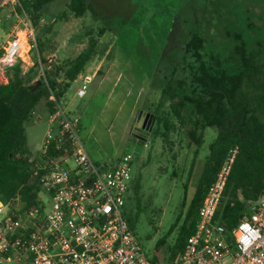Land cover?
Instances as JSON below:
<instances>
[{"label":"rangeland","instance_id":"1","mask_svg":"<svg viewBox=\"0 0 264 264\" xmlns=\"http://www.w3.org/2000/svg\"><path fill=\"white\" fill-rule=\"evenodd\" d=\"M85 2L86 13L76 18L69 9L70 0H51L42 18L52 31L46 33L47 26L38 23L34 41L38 36L46 40L42 57L60 64L87 46L89 33L96 39L95 53L83 71L97 68L96 78L87 84L83 98L75 94L80 83H72L60 105L78 118L80 141L95 163L113 164L124 154L132 156L135 187L131 185L121 211L146 256L162 263L174 248L208 148L217 135L215 127L206 128L197 147L187 137L188 126L178 127L168 117L174 128L165 139L153 136L156 125L151 128L150 114L156 112L164 76L170 77L171 64L181 59L185 42L194 32L204 37L206 52L220 56L232 50L237 33L264 67V0ZM14 23L15 17L0 15V36L10 34ZM30 57L38 59L36 48ZM4 78L0 73L1 83ZM262 83L256 81V88ZM47 128L48 112L40 103L25 124L26 146L40 165L46 162L40 158V148ZM159 131L165 132L161 124ZM39 195L46 197L43 191ZM262 203L264 197L253 204ZM11 207L18 210V201ZM8 208L3 207L0 215L8 213ZM158 242L162 243L156 248Z\"/></svg>","mask_w":264,"mask_h":264},{"label":"trees","instance_id":"2","mask_svg":"<svg viewBox=\"0 0 264 264\" xmlns=\"http://www.w3.org/2000/svg\"><path fill=\"white\" fill-rule=\"evenodd\" d=\"M50 2H22L34 30L43 16L44 6ZM86 6L85 0L69 3L76 18L84 16ZM45 30L50 33L52 26ZM233 39L235 43L229 54L220 56L206 52L204 37L194 32L185 42L181 59L171 64L170 77L164 76L156 112L150 114L151 128L156 125L152 131L154 137L166 138L175 125L168 119L172 117L178 127L188 126L187 137L197 147L202 144L206 128L217 129L167 262L183 251L194 231L207 189L232 150H235L234 161L214 220L231 229L249 214L253 203L264 197V78L261 79L264 67L258 62L256 52L246 50L239 34L235 33ZM45 41L38 36L35 42L38 59L31 68L25 72L17 61L3 70L6 82H0V201L4 207H9L8 213L13 217L40 205V178L46 174L48 166L38 164L39 160L29 152L25 124L31 121L40 103L49 116L55 113L61 98L84 71L97 45L89 33L87 46L73 59L58 64L42 57L47 48ZM256 81L263 83L256 88ZM160 124L165 132L159 131ZM63 148L55 151L53 143L40 158L45 161L73 152L72 148L67 152ZM132 186L134 189L135 185ZM15 201L19 203L18 210L11 207ZM182 204L185 205V199ZM161 243L158 242L156 248Z\"/></svg>","mask_w":264,"mask_h":264},{"label":"built area","instance_id":"3","mask_svg":"<svg viewBox=\"0 0 264 264\" xmlns=\"http://www.w3.org/2000/svg\"><path fill=\"white\" fill-rule=\"evenodd\" d=\"M23 1L0 0V15L15 17L0 45L1 72L17 61L27 65L35 48L33 22ZM39 23L48 21L41 18ZM89 81L85 77L78 97L84 96ZM49 118L56 127L43 137L41 154L53 143L55 151L64 146V152H73L46 159V174L40 178L46 197H40L37 208L18 217L0 215V264H264V203L252 204L231 229L214 220L235 150L208 187L183 251L161 263L146 256L121 211L133 182L132 156L97 164L82 146L77 117L59 105Z\"/></svg>","mask_w":264,"mask_h":264},{"label":"crops","instance_id":"4","mask_svg":"<svg viewBox=\"0 0 264 264\" xmlns=\"http://www.w3.org/2000/svg\"><path fill=\"white\" fill-rule=\"evenodd\" d=\"M13 28V27H12ZM0 31H1V29H0ZM8 36H9V34L8 35H3V36H0V45L1 44H4L6 41H7V39H8ZM46 52H44L43 54H45ZM55 54L54 53H52L51 54V56H54ZM32 58L30 57V60H29V62L27 63V65H22V69H23V71H27L29 68H31L32 67V65H33V60H31ZM93 69V68H92ZM96 70H97V68H96ZM96 70L94 71V72H89V73H85V72H82L78 77H77V79L73 82V83H75L76 81H78L79 83H80V86H81V84L83 83V81H84V79H85V77H89V79H90V81L92 80V79H94V78H96V74H97V72H96ZM0 73H2V75H4L3 74V71L2 72H0ZM6 79V78H5ZM89 81V82H90ZM80 86L77 88V89H79L80 88ZM76 89V90H77ZM87 89V88H86ZM75 94H76V92H75ZM86 95V91H85V94H84V96ZM77 96V95H76ZM83 96V97H84ZM78 97V96H77ZM83 97H78V98H83ZM62 99V98H61ZM61 106V105H60ZM62 107V106H61ZM63 108V107H62ZM65 111H66V109H65V107L63 108ZM69 113V112H68ZM50 116H49V114H48V123H49V127L51 126V123H50V118H49ZM49 128H47V130H48ZM47 130H46V132H47ZM46 132H45V134H46ZM45 134H44V136H45Z\"/></svg>","mask_w":264,"mask_h":264},{"label":"water","instance_id":"5","mask_svg":"<svg viewBox=\"0 0 264 264\" xmlns=\"http://www.w3.org/2000/svg\"><path fill=\"white\" fill-rule=\"evenodd\" d=\"M0 72H1V69H0ZM3 206V203L0 201V207H2Z\"/></svg>","mask_w":264,"mask_h":264}]
</instances>
